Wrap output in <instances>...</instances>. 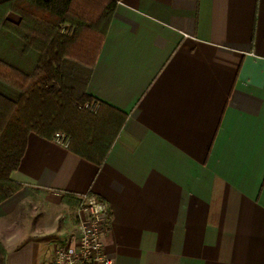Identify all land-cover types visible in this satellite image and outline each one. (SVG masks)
Here are the masks:
<instances>
[{
	"label": "crops",
	"instance_id": "crops-1",
	"mask_svg": "<svg viewBox=\"0 0 264 264\" xmlns=\"http://www.w3.org/2000/svg\"><path fill=\"white\" fill-rule=\"evenodd\" d=\"M111 1L87 91L124 125L99 166L29 135L0 221L18 216L15 236L38 214L5 264H50L86 193L109 207L114 264H264V0Z\"/></svg>",
	"mask_w": 264,
	"mask_h": 264
},
{
	"label": "trees",
	"instance_id": "trees-1",
	"mask_svg": "<svg viewBox=\"0 0 264 264\" xmlns=\"http://www.w3.org/2000/svg\"><path fill=\"white\" fill-rule=\"evenodd\" d=\"M7 6L18 20L0 15V205L22 189L12 174L30 134L64 132L69 150L99 166L127 117L87 91L116 2L0 0L4 14ZM64 24L76 27L74 37L61 34ZM95 100L97 112L80 109ZM5 258L0 241V264Z\"/></svg>",
	"mask_w": 264,
	"mask_h": 264
},
{
	"label": "built area",
	"instance_id": "built-area-1",
	"mask_svg": "<svg viewBox=\"0 0 264 264\" xmlns=\"http://www.w3.org/2000/svg\"><path fill=\"white\" fill-rule=\"evenodd\" d=\"M61 34L74 37L76 27L61 25ZM92 111L98 110V104L87 106ZM53 142L68 148L71 137L64 132L54 135ZM76 234L65 246L56 248L50 264H114L113 258L104 252L105 240L110 225L108 205L92 193L79 197L76 206Z\"/></svg>",
	"mask_w": 264,
	"mask_h": 264
},
{
	"label": "rangeland",
	"instance_id": "rangeland-1",
	"mask_svg": "<svg viewBox=\"0 0 264 264\" xmlns=\"http://www.w3.org/2000/svg\"><path fill=\"white\" fill-rule=\"evenodd\" d=\"M3 9H4V7H3ZM2 13H3V10L0 8V15H2L1 16L2 20H5L8 17H12V18L16 19V21L18 20V18L14 14H12V13L10 14L9 10L5 11V14L4 13L2 14ZM0 24H1V19H0ZM65 25H67V24H64L63 26H65ZM94 103L98 104V110H99L100 109V103L97 100H95L93 102H88V103L84 104V106H80V109H85V110H88V111H92L90 108H87V106L88 105L92 106ZM20 191H18L17 193H19ZM16 194H14L12 197H14ZM12 197H10V198H12ZM52 209L53 208H51V210L44 209L41 212L42 216H39L37 218V223L35 225H37L36 227H37V230L39 231V233L43 232V234H45V235L52 234V233H54V231H52V229H56V227H58L57 226L58 225V215H59V214H57L58 208H55L53 210ZM16 212H14V213H16ZM23 212L26 213V215H27V220H26V224L27 225L25 227L26 228L25 229L26 232H22V231L18 232V233L15 234V236H13L11 234V231H10L9 228H11V226H13L14 221L16 219H18V216H15L13 213H12V215L7 216V218L5 220L0 221V241L3 244L5 250L7 249V247H9V246L13 247V246H15V245H17L19 243V242L15 241L16 239L22 238L21 236H19V233H26L28 236H33V232L34 231L33 230L31 231L30 230L31 228L29 227L30 226V221L33 220L35 214H38V213H36L33 209L29 210V208H27ZM39 213H40V211H39ZM73 213L74 212L71 210L70 215H73ZM10 235H12V236H10ZM11 239H14V240H11Z\"/></svg>",
	"mask_w": 264,
	"mask_h": 264
}]
</instances>
